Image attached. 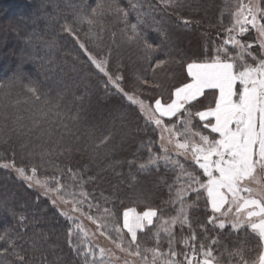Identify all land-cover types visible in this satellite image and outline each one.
<instances>
[{
  "label": "trees",
  "instance_id": "trees-1",
  "mask_svg": "<svg viewBox=\"0 0 264 264\" xmlns=\"http://www.w3.org/2000/svg\"><path fill=\"white\" fill-rule=\"evenodd\" d=\"M238 2L0 0V264L21 258L27 264H85L72 222L2 164L84 192L92 214L111 208L120 221L125 205L153 207L164 219L178 214L180 186L170 192L169 185L179 170L163 161L149 164L150 155H164L160 131L120 94L106 90L108 77L90 56L106 61L109 74L122 76L126 91L149 104L154 99L147 97L163 101L191 81L188 64L211 62L222 46L232 50L223 41ZM120 9L128 12L126 19ZM133 24L157 51L149 53L135 41ZM197 101L215 104L208 92L192 103ZM193 124L210 134L198 117ZM168 155L184 162L176 153ZM210 213L204 197L189 210L201 237L197 222H206ZM208 228V236L219 235L212 247L221 264H237L240 256L258 262L263 241L251 228Z\"/></svg>",
  "mask_w": 264,
  "mask_h": 264
},
{
  "label": "snow or ice",
  "instance_id": "snow-or-ice-1",
  "mask_svg": "<svg viewBox=\"0 0 264 264\" xmlns=\"http://www.w3.org/2000/svg\"><path fill=\"white\" fill-rule=\"evenodd\" d=\"M120 11L126 19L128 12L123 9ZM257 12L258 6H243L236 13L235 23L227 29L228 38L223 41V45L231 44L237 49L235 56L230 55L226 46H222L217 48L216 56L211 62L188 64L187 72L191 82L176 86L174 93L170 92L163 101L160 98L147 97V100L154 99V107L152 104H146L145 99H139L134 90L126 91L124 78L109 74L105 67L106 61H97L95 57L90 56L96 68L108 77L106 90L110 87L120 94L130 107H137L139 112L145 114L148 122L160 131V148L163 149L164 155H150L149 164L158 167L163 161L166 165L172 163L179 170L173 183L169 185L170 192L174 187L180 186L177 193L181 204L179 215L164 220V212L158 216L153 207L137 212L135 207L125 205L122 228L127 229L130 238L125 246V237L120 234L121 229H116L117 238L112 240L121 252H126L129 256H141V245L137 243L138 232L142 229L152 231L149 226L153 224L154 218L162 224L167 234L168 251L165 254L160 250V230L157 229V246L147 249L153 254L152 264H157L158 257L163 258V264H213V261L215 264H221L213 255L212 247L219 243L220 238L219 235L214 238L208 236V225L218 230L231 228L236 232L250 226L264 241V191L258 193L260 198L257 199L253 196L255 190L249 186L253 182L260 183L264 180V22H260L264 21V10H259V20ZM130 27L135 41L142 44L146 51H157L148 42L147 37L137 33V25ZM249 27L256 32L255 42L259 45L257 49L253 48L251 42H242L238 38L247 34ZM249 57L252 63H249ZM163 63L164 61H160L157 67ZM205 89H218L219 98L214 107L206 106L202 101L192 103ZM202 107H206V110H200ZM165 117L170 120L168 124L163 122ZM172 117L176 120L172 121ZM197 117L200 122H204V129L216 135L205 134L196 128L193 120ZM164 133L168 134L169 144L175 143L177 157H183L184 162L180 159L173 160L168 155L171 150L164 143ZM181 136L183 140L180 139ZM172 137H176L175 141ZM146 166L142 164L141 168ZM18 171L24 175L23 169ZM201 176L204 178L201 179ZM201 197L211 206V213L207 215L206 222H197L203 237L194 230L189 214V210L198 206ZM92 207L93 205L89 204V209ZM96 207L99 212V206ZM103 211L109 216H118V212H113L111 208H105ZM90 218L94 222L101 219ZM177 226L179 233L175 231ZM98 227L103 229L102 235H108L109 239H112L106 224L101 222ZM2 239L4 237L0 236V240ZM180 241L185 248L177 250L173 244ZM97 250L101 257L106 254V250L99 245L89 246L87 249L77 248V254L84 251L85 264H102V261L88 259L94 257ZM17 264L27 262L21 258ZM124 264L130 262L125 259ZM237 264L249 262L240 256ZM258 264H264V255L259 256Z\"/></svg>",
  "mask_w": 264,
  "mask_h": 264
},
{
  "label": "rangeland",
  "instance_id": "rangeland-1",
  "mask_svg": "<svg viewBox=\"0 0 264 264\" xmlns=\"http://www.w3.org/2000/svg\"><path fill=\"white\" fill-rule=\"evenodd\" d=\"M245 5L249 7L258 6L257 16L259 20V14H260L259 10H264V0H242V1L239 0V2L236 3V7L233 8L234 10H233L232 25L235 23L236 13L240 11L241 8H243V6ZM245 15H247V12H245ZM260 22H264V21H260ZM233 35H235V33H233ZM255 37H256L255 30L249 27V32L238 38L241 39L242 42H251L253 48L257 49L259 45L258 43L255 42ZM227 38H228V32L226 34L225 40ZM227 46L231 47L232 49L229 52L230 55L235 56L238 50L235 49L231 44H227ZM247 59L249 63H252L250 57ZM146 104L149 103L146 102ZM152 106L154 107V104H152ZM148 111L150 113L151 109H149ZM164 137H165L164 143L171 150L170 153L171 154L175 153L176 152L175 143L174 142L171 144L168 143L169 137L167 133H164ZM175 139H176L175 137H172L173 141H175ZM160 144H161V140H160ZM2 166L11 170L19 179L23 180L29 187L35 189L40 194L47 197L51 201V203L59 210V212H61V214H63L66 218L69 219V217H71V219L69 220L72 222L73 225L72 235L73 238L76 239V242L78 243V245H80V247H82L83 249H87L89 246L94 247L95 245H99L100 247L106 250V254L103 257H101L99 251L97 250L95 256L90 257V261L92 259H95L97 261H102V264H124L125 259H127L130 262V264H152L153 254L151 251H147V249H152L157 246V240H156L157 229L160 230L159 232V236L161 238L160 250L163 251L165 254L167 253L168 251V245L166 239L167 234L163 230V226L160 222L158 223V225L155 226V221H156L155 218L153 224L149 226V228L152 229V231H149L148 229H142L138 232L137 243L141 245V249H142L141 256H136V257L129 256L127 255L126 252H121V250L112 243V240L117 238V234L115 231L116 229H121L120 234L124 235L125 237V246L127 245V241L130 238V234L127 233V229H123L122 227L119 226L120 223L118 224V222H121V226L123 224V213L121 214L120 221L113 218L112 216L105 214L104 211L100 213H96L95 211V214H92L91 213L92 208L89 209V204L92 205V203L88 200L84 192L82 191L74 192L71 191V189L65 190L64 188H62L60 184H56L55 186H53V183H51L49 180L45 178L39 177L34 170L27 171L23 168H17L11 163L2 164ZM19 169L24 170L23 176L18 171ZM25 177H32V179L28 180ZM261 182L264 183V180H261ZM254 186L256 188L254 189L255 192L253 193V196L259 199L260 197L258 193L264 191V184L255 183ZM242 195L248 196L249 194L242 193ZM175 198L180 199L178 195H175ZM209 207L211 209L210 203H209ZM225 207H227V205ZM180 208H181V204L179 203L177 207V212H178L177 215H179ZM233 211H235V209H233ZM137 212L140 211L137 209ZM90 217H100L101 219H98L94 222L93 219H91ZM111 218L113 219L114 224L113 222H111ZM167 219L169 218H165L164 220ZM101 222L107 225L112 239H109L108 235L101 234L103 232V229H100L98 227V225ZM246 227L250 228V226H246ZM140 233H142V236L140 235ZM78 239H80L81 243L80 241H78ZM179 244H181L182 248H185V245L183 244L182 241H180L179 243L174 242L173 247H175L177 250H180L178 248ZM263 254H264V241H263L262 255ZM200 255L202 256L203 253H201ZM157 264H163V258L158 257ZM213 264H215V261H213ZM256 264H258V262Z\"/></svg>",
  "mask_w": 264,
  "mask_h": 264
},
{
  "label": "crops",
  "instance_id": "crops-1",
  "mask_svg": "<svg viewBox=\"0 0 264 264\" xmlns=\"http://www.w3.org/2000/svg\"><path fill=\"white\" fill-rule=\"evenodd\" d=\"M205 63V62H204ZM191 78V77H190ZM191 82V81H190ZM237 88H239V85H237ZM206 92H208V94H210V96H211V98H214L215 99V101L219 98V91H218V89H205L204 90V92H203V94L202 95H200V96H198L197 97V99H199V98H201V97H203L204 95H205V93ZM215 106V104L212 106V107H214ZM203 110H206V109H203ZM202 110V111H203ZM173 118V117H172ZM163 119H169L168 117H165V118H163ZM204 123V122H203ZM211 135H213V136H215L216 134H211ZM176 138V137H175ZM176 153V152H175ZM261 184H264L263 182H260ZM259 183V184H260ZM254 184H255V182H253V183H251L249 186L250 187H252L253 189H255L256 187L254 186ZM264 255V254H263Z\"/></svg>",
  "mask_w": 264,
  "mask_h": 264
}]
</instances>
